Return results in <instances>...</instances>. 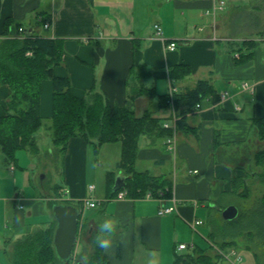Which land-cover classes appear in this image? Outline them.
I'll return each mask as SVG.
<instances>
[{"label":"crops","instance_id":"obj_1","mask_svg":"<svg viewBox=\"0 0 264 264\" xmlns=\"http://www.w3.org/2000/svg\"><path fill=\"white\" fill-rule=\"evenodd\" d=\"M248 1L258 0H0V42L10 38L4 33L7 22L62 40V64L55 72L70 79L75 97L91 99L100 93L111 106L132 108L138 115L149 111L162 125L170 126L167 136L144 135L141 144L139 140L136 161L138 171L168 181L164 200L111 197L108 172L123 178L117 171L122 157L119 142L105 143L96 151L83 137L71 138L63 156L66 189L56 198V194L43 197L33 190V175L18 165V158L16 165H6L0 156V264H13V246L53 223L52 200L77 205L79 226L89 227V236L108 217L120 221L113 248L106 254L111 264H147L152 257L158 264H173L176 252L204 248L199 240L207 234L208 238L210 232L199 228L210 220L209 203L216 205L219 193L249 195L250 187L264 191L260 128L264 121V38L261 42L249 38L253 32L247 37L232 35L228 25H220L231 12H227L228 5ZM43 20L50 22L48 29ZM156 24L162 27V37L155 32ZM15 38L22 39L20 34ZM170 42H178L176 51L167 49ZM199 81L210 83L218 101L206 98L179 128L174 101L167 105L159 96L188 92ZM223 92L228 97L225 103L219 99ZM10 95V87L0 85V117L7 115ZM53 98V83L44 80L43 120L52 119ZM168 139L174 142V152L167 149ZM92 148L97 158H92ZM98 158L102 186L94 196L97 187L89 185L95 187L91 191L87 182L96 174ZM33 161L30 171L37 169ZM90 198L96 207L83 206ZM162 206H175V211L160 216ZM98 208L99 214L86 217V212ZM199 219L204 224L194 230L191 224ZM188 231L200 238L191 241L188 250L178 252V244L189 238ZM86 241L77 240V255Z\"/></svg>","mask_w":264,"mask_h":264},{"label":"trees","instance_id":"obj_2","mask_svg":"<svg viewBox=\"0 0 264 264\" xmlns=\"http://www.w3.org/2000/svg\"><path fill=\"white\" fill-rule=\"evenodd\" d=\"M258 1L261 2V6L255 13L260 15L250 12L245 19L253 21L259 27L261 25L264 29V0ZM20 27H22L20 24L13 25L7 22L4 33L10 38L0 42V85H8L11 89L7 101V115L0 117V156L4 163L16 165L17 154L20 151L39 155L37 133L44 124L40 112L42 82L51 80L54 98L50 131L54 155L64 156L68 142L73 137H83L96 151L105 143L119 142L122 146V157L117 171L123 174V188L113 192L118 175L115 171L108 172L107 184L111 197H116L123 189L133 198H143L148 192L157 194L160 190L167 194L170 189L168 181L147 171H138L136 161L142 136L160 138L169 135V130L167 131L161 121L154 118L149 111L138 115L132 108L111 106L100 93H95L91 99L75 97L71 92L70 79L58 76L55 72L62 64L63 41L39 36L30 30L24 39L15 38L20 34ZM249 43L255 45L256 42ZM28 52L31 53L30 56L27 55ZM252 55L253 53L248 57ZM179 67L181 65L175 66L170 71L171 75L176 74ZM210 96L213 101H218L213 87L207 81H199L192 90L174 95V106L180 117L179 128L188 113L198 104L202 105ZM159 98L165 104H169L168 95H160ZM260 125L264 139V121ZM261 154L264 155V152ZM254 194H256L254 203L246 210L239 211L236 219L232 221L222 219L221 224H217L216 220L212 222L208 239L209 243L217 245L222 250L230 248L237 250L239 245L237 240L243 239L245 247L253 251L257 264H264V192ZM57 204L69 203L55 200L50 202L51 209ZM56 226L54 218L50 226L20 239L13 246V264H73L74 258L62 263L56 254L54 247ZM95 236L96 233L91 234V252H88L86 246L78 255L75 264L81 263L82 256L87 259V264H111L108 256L94 245ZM210 249L211 246L208 249L193 247L182 255L176 252L173 264H222L224 260L221 256L216 254L212 257L209 254Z\"/></svg>","mask_w":264,"mask_h":264},{"label":"rangeland","instance_id":"obj_3","mask_svg":"<svg viewBox=\"0 0 264 264\" xmlns=\"http://www.w3.org/2000/svg\"><path fill=\"white\" fill-rule=\"evenodd\" d=\"M259 6H261L260 1L239 2L235 5H233V7L228 5L227 12H229V11H231V12L228 14V16L226 18L223 19V21L220 23V25H222V26L223 25L225 26V24L228 25L231 32L234 33V34L233 33H231V34L232 35H238L240 37H247V35H249L250 33L253 32V33H255L254 36H248V37L251 39H254L256 41L261 42L262 41L261 39L264 38L263 27L261 25H260V27L257 26V24H255L253 21L249 22L247 19H244V20L239 19L241 16L247 17L248 16L247 14L250 12L251 13L253 12L257 16L260 15V13H255V12H258L256 9H258ZM246 21L249 23L247 24ZM257 33H260V34H257ZM235 41L236 42H234V43L239 42L237 40H235ZM152 103H157L156 99H153ZM152 108H153V105L152 106L150 105V109H151L150 111H153ZM50 126H51V120L50 119H44V124H43L42 128L37 133L38 145H39V149H40L39 155H35L29 151H20L17 154V158H18V165L24 167L26 171H29L30 175L31 174L33 175L32 176V183L34 185L33 188H35L33 190L34 191L36 190V192H38V194H40V192H41L43 197H46L47 194H52V195L56 194L55 197L53 196L54 198H56L58 193H60V190L65 191L66 184L64 182V175H63V169H64L63 156L62 155H54L55 149H54V145L52 142ZM144 138H145L144 136L141 137L140 144L142 143V140H144ZM91 154H92L91 155L92 158H97L96 156L93 155V148L91 149ZM33 160H36L37 169L30 171L28 168L29 167L28 165ZM97 160L98 161L95 163L96 174L95 175L93 174L92 176H90V178L88 179V182H87L88 183L87 184L88 189L90 187L89 185H91V184H93L97 187V191L93 193L94 196L97 193H99L101 186H102V179L99 176V169H98L99 165H101L100 164L101 160L99 158ZM104 169H105V167H104ZM252 171H251V173H252ZM250 182H253L254 184H256L255 179H251ZM249 190H250L249 195H245V193L244 194H235L234 193L235 194V196H234V195H227V194L225 195V194L219 193V195H217V202H216L217 206L215 204L209 203L210 206L212 205L211 210H209L210 220L208 221V223L205 226L200 227L199 229L206 228L207 230L204 229L206 231V234L211 232V229L213 226L211 224L212 222H215V220H216L217 224H221L222 219H223L222 213H223V210L226 208V206H228V205L235 206L240 212L244 211L251 204L254 203V201L256 199L255 198L256 194H254V193L258 192V193L262 194V192H264L260 188L252 189V187H250ZM52 201H54V200H52ZM218 204H220V205H218ZM45 205L47 206V202ZM99 211L100 210L98 208V209H95L94 211L86 212L85 215L89 219V217L91 215L99 214ZM207 212H208V210H207ZM88 233H89V227H87V226L85 227V225H82V227L79 226L78 239L79 238H82V239L86 238V240H87L86 244L88 246V252L90 253L92 250L91 249V246H92L91 245V238L92 237L89 236ZM186 235L189 236V238L185 240V241H187V242H185V244H188V245L191 243V241H193V240L197 241L200 238L198 236L199 234L197 235L193 231H188V233ZM207 235H206L205 240H204V238L199 240V241H201V243H199V244L201 247L208 249L211 246V243H209V240H207L208 239ZM194 236H195V238H194ZM220 241H218V242H220ZM237 241L239 242L237 250H238L239 254L241 255V257L243 258L242 262L239 264H257V261L254 257V254H253V251L245 247L246 246L245 241H243V239H238ZM78 248H75L74 253H73V257H74V261L72 262L73 264H75V262L77 261L78 255L76 253V250H78ZM209 254L212 257H215V255L217 253L215 251H212V249H210ZM179 255H182V254H179ZM222 264H226V263L223 262Z\"/></svg>","mask_w":264,"mask_h":264},{"label":"water","instance_id":"obj_4","mask_svg":"<svg viewBox=\"0 0 264 264\" xmlns=\"http://www.w3.org/2000/svg\"><path fill=\"white\" fill-rule=\"evenodd\" d=\"M121 188H123V178H117L113 192ZM52 213L57 222L54 235L55 251L60 261L66 263L74 258L73 253L78 240L80 211L72 204H57L52 208ZM238 215L239 210L235 206L225 208L222 213L225 221H232Z\"/></svg>","mask_w":264,"mask_h":264},{"label":"built area","instance_id":"obj_5","mask_svg":"<svg viewBox=\"0 0 264 264\" xmlns=\"http://www.w3.org/2000/svg\"><path fill=\"white\" fill-rule=\"evenodd\" d=\"M221 4H223L221 2ZM43 27L45 29H48L50 27V22L49 21H46L44 22L43 24ZM155 32L158 36L162 37L163 36V30H162V27L159 25V24H156L155 25ZM19 33L21 35V38L24 39L28 33V30L24 27H20L19 28ZM178 42H170L168 45H167V49L169 51H176L178 49ZM28 56L31 55L30 52L27 53ZM247 87V84L244 85V88ZM227 93H221L219 94V99H220V102H223L225 103L227 101ZM174 101V93L171 92L168 96V103L169 104H172ZM196 110H200L201 109V105L198 104L195 108ZM237 109H240L238 107H236V110ZM176 120V119H175ZM163 127L166 128V129H169L170 126L169 124L165 123L163 124ZM167 149L170 151V152H174L175 150V146H174V142L172 139H168L167 141ZM197 173V172H195ZM94 186H91L90 187V190H94ZM128 196V192L126 190H121L118 194H117V199H124ZM165 197V192L160 190L159 192H157V194H153L152 192H148L146 195H145V198H159L161 200H164L163 198ZM91 204H95L96 205V202L93 200V199H87L85 200V202L83 203V206L86 207V208H94V207H91ZM96 207V206H95ZM175 211V206H171V207H167V206H162L159 210V215L160 216H163V215H166V214H170V213H173ZM204 224V221L203 220H195L191 226L194 230H196L199 226L203 225ZM211 243V242H210ZM211 247L213 249V251H215L218 255L221 256V258L224 260L225 263L227 264H239L242 262L243 258L241 257V255L239 254L238 250H236L235 248H230L228 250H222L220 249L217 245L211 243ZM190 248V245L188 244H185V243H180L178 244L176 250L178 252H183L185 250H188Z\"/></svg>","mask_w":264,"mask_h":264},{"label":"clouds","instance_id":"obj_6","mask_svg":"<svg viewBox=\"0 0 264 264\" xmlns=\"http://www.w3.org/2000/svg\"><path fill=\"white\" fill-rule=\"evenodd\" d=\"M95 206V204H91V207ZM119 223L120 221L116 217H108L98 225L97 234L93 243L105 254H109V250L113 248V237L117 232ZM81 264H87V259L83 256L81 257ZM147 264H158V261L152 257L149 258Z\"/></svg>","mask_w":264,"mask_h":264}]
</instances>
